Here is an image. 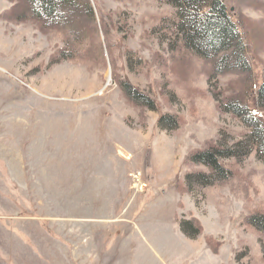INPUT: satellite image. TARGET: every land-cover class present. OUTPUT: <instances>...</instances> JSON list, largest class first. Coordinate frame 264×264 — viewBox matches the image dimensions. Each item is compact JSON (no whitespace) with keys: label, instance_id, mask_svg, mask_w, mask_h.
<instances>
[{"label":"rangeland","instance_id":"374dc122","mask_svg":"<svg viewBox=\"0 0 264 264\" xmlns=\"http://www.w3.org/2000/svg\"><path fill=\"white\" fill-rule=\"evenodd\" d=\"M89 1L100 36L88 44L104 57L68 60L63 32L0 0V264H264V231L247 222L264 213V160L240 148L230 180L188 179L208 173L190 156L249 132L222 103L239 98L264 124V0H224L251 71L229 61L216 76L182 50L164 0Z\"/></svg>","mask_w":264,"mask_h":264},{"label":"trees","instance_id":"16d2710c","mask_svg":"<svg viewBox=\"0 0 264 264\" xmlns=\"http://www.w3.org/2000/svg\"><path fill=\"white\" fill-rule=\"evenodd\" d=\"M18 1L25 7L30 19L40 22L46 29H57L64 33L68 60L93 58L98 53L104 57L102 45L93 46L89 41L99 39L100 32L89 0H10ZM177 12V33L182 50L190 55L214 61L212 76L220 75L229 61L233 69L247 73L250 62L242 38L240 25L233 19L224 0H164ZM119 86L130 102L155 109V102L127 81ZM258 102L264 104V81L258 89ZM222 110L232 112L249 132L231 147L212 145L190 156V161L208 168V173L188 176L193 183L218 185L230 180L233 170L225 166V160H237L243 148L264 160V124L247 103L239 98L222 103ZM159 124L166 130H174L179 120L162 115ZM247 222L264 231V213L252 214ZM184 234L194 238L201 234V227L195 221L181 223Z\"/></svg>","mask_w":264,"mask_h":264},{"label":"bare ground","instance_id":"6f19581e","mask_svg":"<svg viewBox=\"0 0 264 264\" xmlns=\"http://www.w3.org/2000/svg\"><path fill=\"white\" fill-rule=\"evenodd\" d=\"M124 156V155H123ZM127 159H129V157H127ZM135 178H137V177H135Z\"/></svg>","mask_w":264,"mask_h":264}]
</instances>
